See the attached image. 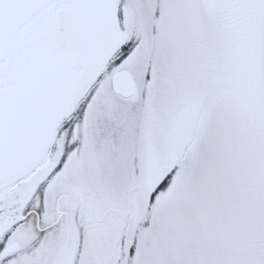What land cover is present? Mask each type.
<instances>
[{
    "label": "snow or ice",
    "instance_id": "obj_1",
    "mask_svg": "<svg viewBox=\"0 0 264 264\" xmlns=\"http://www.w3.org/2000/svg\"><path fill=\"white\" fill-rule=\"evenodd\" d=\"M0 264H264V0H0Z\"/></svg>",
    "mask_w": 264,
    "mask_h": 264
}]
</instances>
